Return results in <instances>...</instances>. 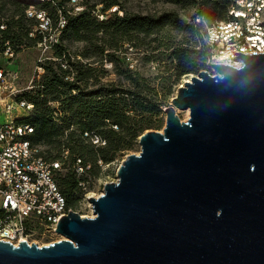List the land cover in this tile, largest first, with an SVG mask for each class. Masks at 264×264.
Listing matches in <instances>:
<instances>
[{
    "label": "water",
    "instance_id": "water-1",
    "mask_svg": "<svg viewBox=\"0 0 264 264\" xmlns=\"http://www.w3.org/2000/svg\"><path fill=\"white\" fill-rule=\"evenodd\" d=\"M234 55L177 88L92 217L68 212L46 246L0 241V264H264V53Z\"/></svg>",
    "mask_w": 264,
    "mask_h": 264
},
{
    "label": "trees",
    "instance_id": "trees-1",
    "mask_svg": "<svg viewBox=\"0 0 264 264\" xmlns=\"http://www.w3.org/2000/svg\"><path fill=\"white\" fill-rule=\"evenodd\" d=\"M70 1L44 0L36 4L41 10L48 9L46 17L55 20L53 25L50 23V28L56 26L60 16L65 22L60 29L58 42L51 44L56 59L49 61L50 65H44L47 71L44 80L42 83L33 84L32 89H36L35 91L19 94L16 100H23L33 105V109L17 121L32 127L33 133L28 135L32 144L49 147L46 151L42 149L43 158L47 162L59 161L62 166L66 159L64 153H69L67 172L63 176H58L59 171H57L55 180L66 199L67 206L73 209L74 203L80 198L82 184L85 181L81 175L77 177V173L80 174L79 171H81L95 175L99 170V161L108 162L121 146L128 147L130 142L142 133L140 127L127 126L130 117L126 109L132 106L138 110L147 111L148 108L143 98L130 91L108 89L100 85L85 93L83 89L92 78L94 69L88 64H79V57L73 59L62 42H85L89 47V53L82 56L94 57L93 60L96 62L101 61L104 51L102 46L92 42L97 32H101V38L108 37L114 41L109 46L116 48L118 42H132L138 34L145 37L158 34L166 40L170 39L166 35L168 29L184 30L193 35L194 45L176 46L171 40H162L164 42L157 45V48L163 47L170 52V58L176 62L175 70L178 76L197 74L201 71L200 68L205 70L209 53L200 43L194 24L182 20L175 12H164L160 15H139L127 12L119 14V7L114 5V1L98 9L94 5L74 12L73 9L67 10L65 7L70 5ZM165 1L174 5H194L196 2L195 0ZM210 1L214 9L221 6L224 10V15L216 14L217 16L213 19H225L229 0ZM6 5L19 9L22 5L28 4L19 0H0V25L5 26L4 29H0V56L6 42L16 53L23 47L40 43L43 36L41 23L35 19V15L27 18L20 12L16 19L14 15L3 12ZM110 6L117 7L111 14H107ZM197 14L210 19L207 12H197L195 15ZM99 16L103 18L99 19ZM30 23H34L35 28L27 27ZM33 32L36 33V37H32ZM107 56L111 58L113 53H108ZM128 96H130L129 100L126 99ZM51 102H59L62 113L58 111L59 115H57L56 111L50 109ZM84 133L97 136L104 144H93L84 136ZM124 140L127 141L123 143Z\"/></svg>",
    "mask_w": 264,
    "mask_h": 264
},
{
    "label": "rangeland",
    "instance_id": "rangeland-1",
    "mask_svg": "<svg viewBox=\"0 0 264 264\" xmlns=\"http://www.w3.org/2000/svg\"><path fill=\"white\" fill-rule=\"evenodd\" d=\"M111 1H114V5H118L119 14L127 12L139 15H160L164 12H175L187 23H192V18H194L193 16L197 12H207L211 20L217 15H224V10H222L221 6L214 9L210 0H195L196 2L194 5H174L165 0H81L78 2V7L84 9L96 5L98 9L102 5L110 4ZM37 3L38 2L27 6L22 5L19 9L6 5L3 12L7 15H14L16 19L19 17L20 12L27 18H30L31 14H40L46 19L48 9L41 10L40 7L36 6ZM65 7L67 10H74V6L66 5ZM116 7L117 6H112L108 9L107 14H111ZM34 17L41 23L40 18H37V16ZM60 18L61 16L58 20ZM49 20L53 25L55 20L51 18ZM58 20L56 23H58ZM27 27L35 28V25L34 23H30ZM41 31L43 32V36L40 43L30 47H23L18 52L14 53L13 58L10 60L0 56V65L5 67L8 71L16 72L17 75L14 83L16 88L20 91L19 94L35 91L36 89H32L33 84L42 83L47 73L44 65H50L49 61L56 59L54 50L51 48V42H58L60 32L55 30V26L51 29L41 28ZM166 35L170 39L165 40V38L158 34H152L148 37L138 34L133 38L134 40L132 42L120 41L117 43L116 48H111L109 45L114 41L108 37L101 38V32H97L96 38H94L92 42L97 46H102L104 51L101 55V61L96 62L93 60L94 57L88 58V56H82V54L89 53V47L85 42L63 41L62 44L68 49L73 59H78L77 57L80 58L79 64H88L94 69L92 78L89 80L87 87L83 89L85 93L88 90L98 88L100 85L108 89L114 88L119 91H130L135 93L145 100L144 104L148 110L142 111L132 106L127 108V114L130 117L127 126L131 128L140 127L141 133L150 130L162 132L165 126L164 109L171 105V100L176 95L177 88L185 81H189L191 76L196 75L192 73L178 76L175 70L176 62L170 58V52L166 51L163 47L157 48L159 43L167 40L173 41V44L176 46L194 45L195 39L193 35L184 30L175 29H168ZM32 37H36L35 32H33ZM55 38L57 39L56 42H54ZM108 53H113V56L109 58L107 56ZM88 65H86V67ZM200 70L204 69L200 68ZM205 70L212 72L211 68L206 67ZM126 99L129 100L130 96ZM12 104V118L24 117L26 115V111L23 108L17 107L16 103ZM50 107V109L56 111L57 115H59L58 111L62 113L61 104L59 102H51ZM176 113L181 121H186L188 119L186 111L177 109ZM5 120L4 114H1L0 123H3ZM138 138L139 136L131 141L128 147L121 146L120 149L113 154L110 161H99V170L95 175L89 172L82 173L81 171H79L80 174L77 173V177L81 175L85 181L81 188L80 198L74 203L72 211L78 213L82 217L92 216V208L88 202V198L98 197L102 194L103 185L105 183L115 182L117 180L116 171L123 159L127 155L139 153L140 146L138 144ZM125 141L127 140H124L123 143ZM41 148L45 151L49 149V147L44 145H41ZM64 154L66 159L57 173L58 176L65 175L68 169L67 167L69 166V153ZM59 238H61V236L55 237V239ZM39 243H41V241Z\"/></svg>",
    "mask_w": 264,
    "mask_h": 264
},
{
    "label": "built area",
    "instance_id": "built-area-1",
    "mask_svg": "<svg viewBox=\"0 0 264 264\" xmlns=\"http://www.w3.org/2000/svg\"><path fill=\"white\" fill-rule=\"evenodd\" d=\"M79 1H70L74 12L82 10L78 7ZM35 16L40 18V28L51 29L47 17ZM64 22L63 18L58 20L57 32ZM192 23L197 28L200 43L209 53L205 62L207 68L208 63L240 67L241 62L234 54L264 53V0H229L225 19L209 20L197 14ZM4 27L0 25V29ZM1 56L8 60L13 58L14 51L8 42ZM205 71L215 74L213 70ZM16 75L0 65V115L4 114L6 119L0 123V241L14 246L25 241L41 247L63 240L55 239L60 236L56 227L72 209L67 206L55 180L61 163L47 162L41 155L42 148L28 138L33 133L32 127L11 117L12 103L23 108L26 115L33 109L31 103L16 100L20 93L14 83ZM84 136L95 145L104 144L95 135L84 133Z\"/></svg>",
    "mask_w": 264,
    "mask_h": 264
},
{
    "label": "bare ground",
    "instance_id": "bare-ground-1",
    "mask_svg": "<svg viewBox=\"0 0 264 264\" xmlns=\"http://www.w3.org/2000/svg\"><path fill=\"white\" fill-rule=\"evenodd\" d=\"M19 1L24 2V3L29 5V4H33V3L44 1V0H19ZM186 116H188V112L187 111H186ZM90 217H92V216H90ZM61 238L64 239L63 236H61Z\"/></svg>",
    "mask_w": 264,
    "mask_h": 264
},
{
    "label": "clouds",
    "instance_id": "clouds-1",
    "mask_svg": "<svg viewBox=\"0 0 264 264\" xmlns=\"http://www.w3.org/2000/svg\"><path fill=\"white\" fill-rule=\"evenodd\" d=\"M65 240V239H64Z\"/></svg>",
    "mask_w": 264,
    "mask_h": 264
}]
</instances>
